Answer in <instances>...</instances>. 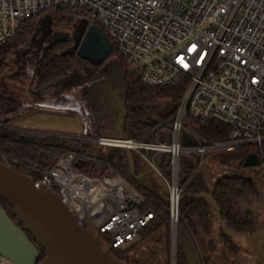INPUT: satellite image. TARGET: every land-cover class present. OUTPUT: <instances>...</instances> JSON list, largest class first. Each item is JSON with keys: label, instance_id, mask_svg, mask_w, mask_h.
Segmentation results:
<instances>
[{"label": "built area", "instance_id": "built-area-1", "mask_svg": "<svg viewBox=\"0 0 264 264\" xmlns=\"http://www.w3.org/2000/svg\"><path fill=\"white\" fill-rule=\"evenodd\" d=\"M53 9L80 10L77 21L103 28L116 45L114 58L129 66L128 74L153 89L183 82L184 97L173 121L154 128L166 131L161 141L34 133L0 123L2 128L23 139L131 150L166 184L173 227L179 223L183 195L182 156L197 157V168L207 154L248 147V156L257 158L255 167L264 170V0H0V48L24 21ZM191 121L228 127L229 139L206 142L191 129ZM160 156L169 157L167 166L158 163ZM66 161L77 170H69ZM88 162L97 163V158L69 152L34 184L54 191L81 225L93 226L111 251L126 250L140 241L154 214L142 212L138 193L112 187L126 185L117 172L111 183L100 174L79 172Z\"/></svg>", "mask_w": 264, "mask_h": 264}, {"label": "trees", "instance_id": "trees-1", "mask_svg": "<svg viewBox=\"0 0 264 264\" xmlns=\"http://www.w3.org/2000/svg\"><path fill=\"white\" fill-rule=\"evenodd\" d=\"M81 14L80 10L53 9L45 14L26 20L20 25L16 36L0 48V123L7 125L12 119L11 116L22 108V102L14 98L9 89H7L6 81L16 82L22 87L25 84V74H9V58L15 49L24 45L29 40L32 34L33 22L49 15L55 27V32H71L80 23L76 20V17ZM99 28L103 30L102 27ZM69 46L68 42H57L45 50L36 69L35 91H31L37 96L35 101L42 99L39 98L40 96L49 95L48 99L55 100L59 104H65L66 99L61 96L63 89H65L64 83L68 84V88L81 85V83L86 82L88 79H93L96 70L109 58L118 56V51L114 44V52L107 60L98 66L91 64L86 69L82 65L84 63L81 61L80 63L79 59L74 56V53H67ZM118 59L119 65L121 68H124L126 66L125 62L120 57ZM123 77L126 83V91L122 101L127 112L126 120L122 125L124 136L147 142L163 140V136L167 134L166 131H158L154 130V128L160 125L166 126L173 121V115L186 92V84L181 82L165 88L153 89L145 86L139 78L127 72H124ZM189 126L206 142H225L229 139L230 129L218 123L200 124L191 121L189 122ZM112 130L117 135V130ZM88 149L87 143L76 141L69 144L63 140L44 142L38 139H23L21 136L0 127V165L18 173L30 175L33 177V180H36L41 173L51 170L69 152L78 153L79 158L87 157L88 154L94 156L88 153ZM106 149V153L102 148L98 150L99 152L95 156L97 164L103 166V171L107 172L110 176H113L114 172H117L127 180L143 198L141 205L142 212L151 211L154 214V219L139 234L140 241L137 244L126 250H112V254L118 261L128 262L132 252L143 244H149L155 248L164 246L168 254L170 245V216L167 200L142 185L141 180H138L129 173V160L125 150L119 148ZM226 154H231L232 157L240 160L241 168H246L244 167V162L249 154L248 147H241L232 152H226ZM133 156L136 165L135 154ZM196 161L197 157L182 156L180 159L179 182L183 186V194H210L221 210L222 219L228 223L229 230L254 236L255 225L253 214L248 212L245 220H238L234 214L233 202L237 198H252L256 200L260 198L259 177H264V170L251 167L245 169L248 173H241L232 177H221L214 184L213 188L207 192L203 184L198 186V184L193 183L196 175L194 174L197 166ZM158 163L162 166H167L169 157H158ZM135 170L137 173V166ZM124 186L122 182H118L116 186L112 185L115 190L123 188L126 191ZM0 205L6 210L9 217L26 232L30 240L39 249L40 258L37 264H42L47 258L45 248L26 229L25 225L20 222L14 209L2 200H0ZM210 206H212V203L206 198H183L179 205V232L184 230L194 234V223L204 220L207 216L206 210ZM218 236L225 240L226 245H233L229 242V236L224 234L221 229L218 231ZM193 250L196 253L195 258L198 264H202L201 258L203 264L210 263V258L204 257L194 244ZM149 259L151 264L162 263L157 250L151 253ZM194 261L192 256H190V250L179 243L177 264H195ZM136 264H147V262H137Z\"/></svg>", "mask_w": 264, "mask_h": 264}, {"label": "rangeland", "instance_id": "rangeland-1", "mask_svg": "<svg viewBox=\"0 0 264 264\" xmlns=\"http://www.w3.org/2000/svg\"><path fill=\"white\" fill-rule=\"evenodd\" d=\"M46 18H48V20L51 19L49 15H46L45 18L41 17L33 22L32 34L29 40L24 45L15 49L9 58V74L13 75L22 73L26 75V78L24 79L25 84L23 87L16 82L6 81V87H8L7 89H9V92L14 98L22 102L21 110L17 112L18 114L15 113L11 116L12 119L7 126L26 132L52 133L76 137L85 136L83 135L84 125L75 111H69L66 115L48 113L40 111L39 109H31L24 112L27 106H32L36 103L31 91H35L37 65L45 50L51 46L52 33H55L53 23L50 25V28H45ZM106 35L108 36L107 33ZM84 65L86 66L85 68L88 67L87 64ZM129 69L128 65L121 68L118 61L113 56L96 70L91 82L85 84L84 87L75 86L63 89L62 97H65L66 103H69L72 109H78V112L82 115V119L86 122L88 121L92 126L93 138L98 136L117 138V135L114 134L112 129L117 130L118 122L122 119V112L120 111V105L116 102L115 98H106L103 96L99 97L100 99L98 101L101 107L97 103L98 106H95V111L91 112L89 110V105L91 104L90 100L95 95V91L92 90L96 89L95 86H103V84L107 83L108 78H110L109 83L111 85V91L114 93L113 95L116 96V94H119L120 97H118V99L120 98L119 101L123 103V95L121 94L123 91L122 82L120 80L119 83L114 84L112 78L117 80L123 78L124 72H128ZM48 96L49 95H45V97H43L47 98ZM109 122L112 123V125ZM2 126L3 125L0 124V127ZM66 142L70 144L75 141L66 140ZM87 144L89 146L88 153L97 156V153L99 152L98 150L101 149V147L89 142H87ZM102 150L105 153L107 151L106 148H102ZM135 159L137 166L136 174L143 175V179H141L142 185L160 195L161 187L157 182L154 172L151 171V168L146 162L142 161L136 155ZM199 162L200 163L194 173L196 175L193 183L198 184V186L203 184L207 192L213 188L214 184L221 177H232L237 174L248 173L245 170L246 168H241L240 160L232 157L231 154H226V152L207 154L202 161ZM64 163L69 170H77V168L70 166L67 161ZM78 171L89 176H93L96 173L100 174L104 180H107V177L109 178L110 176L107 172L103 171V166L92 162H88L87 166L79 168ZM164 173L168 175L167 170H164ZM259 185L261 188V195L258 200L252 198H237L233 202L234 214L238 220H245L248 212L253 214L255 235L264 232V177H259ZM124 187L126 191H124L123 188H120V190L117 191H134L138 193L127 180ZM138 194L141 196L140 193ZM164 196L168 198L166 192ZM206 211L207 216L204 220L202 222L197 221L194 223V234L184 230L179 232L178 226L173 227L170 220V245L168 254L166 247L164 246L155 248L152 245L143 244L136 248L131 255L138 260H144L157 250L161 262H163L161 264H177V249L178 244L181 243L190 250V256H192L193 260L196 259V253L193 250L194 244L204 257L210 258L211 264H259L254 257L252 246L246 238L229 236V242L233 245H226L225 240L218 236V231L221 229V225L217 218L216 209L212 205ZM29 227L34 233L38 232L31 225H29ZM40 242L42 245L47 246L42 238L40 239ZM261 252L264 255V243L261 246ZM194 263L197 264L196 260ZM2 264H6V262H3Z\"/></svg>", "mask_w": 264, "mask_h": 264}, {"label": "water", "instance_id": "water-1", "mask_svg": "<svg viewBox=\"0 0 264 264\" xmlns=\"http://www.w3.org/2000/svg\"><path fill=\"white\" fill-rule=\"evenodd\" d=\"M51 24L52 20L46 18L45 28H50ZM87 26L88 23L82 21L74 29L78 30L79 27ZM68 37L69 35H63L61 32L55 33L53 43L65 42ZM89 39L94 40L93 50L97 55L96 59H89L87 55L90 51L94 52L91 46H86ZM82 49L86 52L80 54V59H89L93 65L98 66L113 54L114 45L101 28L90 27ZM67 53L73 54L74 51L70 49ZM90 82L91 79H88L78 86L84 87L85 84ZM63 86L68 88L67 83H64ZM117 100H119L118 97ZM119 103L122 119L117 125V138L121 139L124 136L122 125L126 120L127 112L124 104L120 101ZM185 143L189 144L190 142L186 140ZM125 152L129 160V173L141 180L143 175L136 174L132 151L128 149ZM256 165L257 158L254 155L246 158L244 163L246 168L255 167ZM156 179L161 187L160 195L168 201V198L164 196L167 191L166 184L161 182L158 176H156ZM108 183L111 182L108 181ZM114 185L116 186L117 183ZM185 197L208 199L216 209L222 232L228 236L246 238L252 246L257 262L264 264V255L261 252V246L264 243V232L250 236L229 230L228 223L222 219L220 208L208 193H186L181 196V200ZM0 200L14 209L20 222L36 237L41 245V238L46 242L47 246H42L47 252V258L42 264H126L115 258L112 251L99 238L90 223H86L84 226L79 223L54 191L43 186L36 187L30 176L2 165H0ZM29 225L38 231L37 234L33 232ZM39 258V249L0 205V264L2 261H5L6 264H37Z\"/></svg>", "mask_w": 264, "mask_h": 264}, {"label": "flooded vegetation", "instance_id": "flooded-vegetation-1", "mask_svg": "<svg viewBox=\"0 0 264 264\" xmlns=\"http://www.w3.org/2000/svg\"><path fill=\"white\" fill-rule=\"evenodd\" d=\"M89 26H87V27H79L78 28V30H76V29H73V31H71V32H61L63 35H69V37L67 38V40L65 41V42H68L69 44H70V46H69V48H68V50H73L74 51V56H76L78 59H79V62L81 61V62H83L84 64H87L88 65V67L89 66H91V62L89 61V59H96V54H95V51L93 50V44H94V40H92V39H89L88 41H87V43H86V46H91L92 47V50L94 51V52H89V53H87V55H88V57H89V59L88 60H81L80 58H81V56H80V54L81 53H83V52H86V51H84V49H82V47H83V44H84V42H85V40H86V34H87V32H88V30H89ZM55 33H58L57 31L55 32ZM55 33H52V43H51V45H54L55 43H53L54 42V34ZM92 40V41H91ZM80 62V63H81ZM84 64H82V65H84ZM86 66L84 65V68H85ZM87 67V68H88ZM86 68V69H87ZM113 79V83L115 84V83H119L120 82V80H121V82H122V86H123V91L121 92V94L122 95H124L125 94V91H126V83H125V79H124V77L123 78H120V79H114V78H112ZM110 78H108V80H107V83L106 84H103V86H100V87H97V86H95L96 87V89H94V90H92V91H95V95L92 97V99L90 100V105H89V110L91 111V112H93V111H95L94 109H95V106H98V104L100 105V103L98 102L99 101V97H101V96H103V97H106V98H108V97H110V98H115V100H116V102H118V104L120 105V103H119V100H120V98H119V100H117V97H120V95L119 94H116V96H114L113 94V92L111 91V85H110ZM98 91V92H97ZM112 101V100H111ZM98 103V104H97ZM100 107H101V105H100ZM120 111H121V109H120ZM151 255V254H150ZM150 256H148L147 258H145L144 260L142 259V260H138V259H136V258H134V256L133 255H130V259H129V261L128 262H126L125 261V263L126 264H136L137 262H147V264H151V262H150ZM196 260V259H195ZM163 263V262H162ZM197 263V262H196ZM201 263L203 264V260H202V258H201ZM198 264V263H197ZM209 264H211V262L209 263Z\"/></svg>", "mask_w": 264, "mask_h": 264}, {"label": "crops", "instance_id": "crops-1", "mask_svg": "<svg viewBox=\"0 0 264 264\" xmlns=\"http://www.w3.org/2000/svg\"><path fill=\"white\" fill-rule=\"evenodd\" d=\"M32 95H33V98L37 97L36 95H34V93H32ZM44 97L40 96L39 98H42V99H40L39 101H35L36 103H34L32 106H27L25 108L24 112H27L31 109H39L40 111H44V112H48V113H58L61 115H66V114H68L69 111H75L78 114V117L81 119V121L84 125L83 126V130H84L83 135L90 136V137L93 136L92 126L88 123V121L86 122V121H84V119H82V115L80 112H78L79 111L78 109H72L71 105L69 103H65V105H63V104L57 103L55 100H51V99L44 98ZM48 102H50V103H48ZM110 124L112 125V123H110ZM110 177L111 176H109V178L107 177V180L109 182L111 181Z\"/></svg>", "mask_w": 264, "mask_h": 264}, {"label": "bare ground", "instance_id": "bare-ground-1", "mask_svg": "<svg viewBox=\"0 0 264 264\" xmlns=\"http://www.w3.org/2000/svg\"><path fill=\"white\" fill-rule=\"evenodd\" d=\"M3 262H5V261H2L1 264H2Z\"/></svg>", "mask_w": 264, "mask_h": 264}]
</instances>
